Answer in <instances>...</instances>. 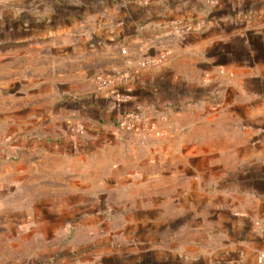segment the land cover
I'll return each instance as SVG.
<instances>
[{"label":"crops","instance_id":"crops-1","mask_svg":"<svg viewBox=\"0 0 264 264\" xmlns=\"http://www.w3.org/2000/svg\"><path fill=\"white\" fill-rule=\"evenodd\" d=\"M0 10L2 56L28 63L0 90L20 130L0 133V264H259L264 0ZM138 106L154 128L124 133Z\"/></svg>","mask_w":264,"mask_h":264},{"label":"rangeland","instance_id":"rangeland-1","mask_svg":"<svg viewBox=\"0 0 264 264\" xmlns=\"http://www.w3.org/2000/svg\"><path fill=\"white\" fill-rule=\"evenodd\" d=\"M0 1H6V0H0ZM1 11V10H0ZM1 49V48H0ZM11 58L10 57H6V56H2V52H0V90L2 92H11L9 91L10 89H12V91H15L16 89H14L13 87H15L16 85H10L8 83H11V81H13L14 79H16L18 76L22 79L26 77V73L28 72V63H25V66L23 67V69H21L19 71V68L22 67L21 63L18 64H11L10 63ZM12 66H14L12 68ZM14 71V72H13ZM15 72H19V75L17 76V73ZM21 72V73H20ZM101 73H96L94 76V81L96 83V86L99 89H102L101 86L99 85V79L98 76ZM18 77V78H19ZM131 78V75H130ZM139 107V106H138ZM140 108V107H139ZM146 110L147 112V123L145 125H141L138 121V119H134V116H137L140 114L141 110ZM144 110V111H145ZM135 112V113H133ZM150 112V111H149ZM142 113V111H141ZM130 116H125V118L122 121L121 124V130L124 133H133V135H140L141 133H148L150 132V130L152 131V129L154 128L153 123L151 121V117L147 111L146 108L141 107L140 109H138L137 107H135L134 109L129 111ZM5 127L1 126L0 127V133H17L19 130V125L14 124V122L12 121H6L5 122ZM22 131H24L25 133H27V128L25 126V128H22ZM138 140H133L132 142H137ZM93 159H89V160H85V161H92Z\"/></svg>","mask_w":264,"mask_h":264},{"label":"built area","instance_id":"built-area-1","mask_svg":"<svg viewBox=\"0 0 264 264\" xmlns=\"http://www.w3.org/2000/svg\"><path fill=\"white\" fill-rule=\"evenodd\" d=\"M164 57V56H163ZM148 62V60H145V63ZM99 79V85L101 86V88L103 89H109L113 86H122V85H128L129 84V80H130V73H121V72H114V73H101L98 76ZM117 92L114 93V95ZM141 108V107H140ZM138 107V109H140ZM145 110V109H144ZM141 110L140 114L137 116H134V119H138L137 122H139L141 125H145L148 121H147V112L146 110ZM130 116L129 112L126 114V116ZM258 263L259 264H264V244L262 246V248L259 250L258 253Z\"/></svg>","mask_w":264,"mask_h":264}]
</instances>
